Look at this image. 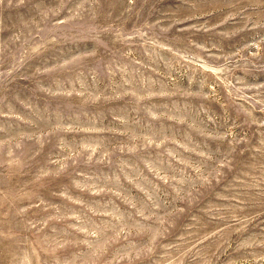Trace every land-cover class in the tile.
<instances>
[{
    "label": "rangeland",
    "instance_id": "obj_1",
    "mask_svg": "<svg viewBox=\"0 0 264 264\" xmlns=\"http://www.w3.org/2000/svg\"><path fill=\"white\" fill-rule=\"evenodd\" d=\"M0 264H264V0H0Z\"/></svg>",
    "mask_w": 264,
    "mask_h": 264
}]
</instances>
